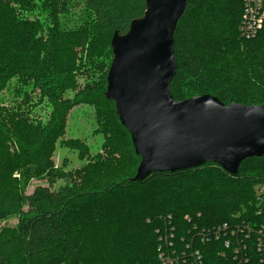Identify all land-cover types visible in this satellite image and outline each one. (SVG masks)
<instances>
[{"label": "trees", "instance_id": "trees-1", "mask_svg": "<svg viewBox=\"0 0 264 264\" xmlns=\"http://www.w3.org/2000/svg\"><path fill=\"white\" fill-rule=\"evenodd\" d=\"M9 2L24 4V0H0L1 17L11 12L6 7ZM70 2L81 8L70 42H66L67 34L59 32L43 64L28 69L25 56L35 55L37 62L41 44L27 40L25 28L8 36L10 24L0 23V92L16 77L21 83H32L51 103L47 122L28 127L29 131L18 118L0 121V158L5 152L12 159L10 165L0 162V223L17 218L15 228H0V264H162L158 254L164 230L174 229L173 249L179 253L186 236L196 237L202 230L223 225L237 230L242 223L251 229L264 225V157L244 160L236 175L212 163L155 173L139 182L132 181L135 175L129 178L112 171L107 187L89 185L53 166L56 142L85 153L83 143L60 138L67 114L77 103L91 102L87 94L78 100L65 96L74 87V50L88 44L89 14L94 16L91 34L98 45H108L112 61L114 33L126 34L131 21L145 12L144 0H51L52 16L65 12ZM243 4V0H187L173 35L176 70L170 93L174 100L211 95L225 105H264V18L254 38H242ZM52 53L58 55L57 73L46 65ZM111 61L99 78L89 76L92 81L84 85V92L94 95L102 108H111L116 125L130 139L114 103L105 97ZM183 87H189L185 96ZM131 157L139 165L133 148ZM34 180L47 185L27 194ZM59 181L64 184L55 188ZM221 235L217 241L195 239L193 246L206 262L220 260L215 252L223 243Z\"/></svg>", "mask_w": 264, "mask_h": 264}, {"label": "water", "instance_id": "water-1", "mask_svg": "<svg viewBox=\"0 0 264 264\" xmlns=\"http://www.w3.org/2000/svg\"><path fill=\"white\" fill-rule=\"evenodd\" d=\"M142 18L111 39L107 100L140 158L132 181L206 163L236 175L249 158L264 157V105H225L202 95L176 101L173 35L187 0H144Z\"/></svg>", "mask_w": 264, "mask_h": 264}, {"label": "rangeland", "instance_id": "rangeland-1", "mask_svg": "<svg viewBox=\"0 0 264 264\" xmlns=\"http://www.w3.org/2000/svg\"><path fill=\"white\" fill-rule=\"evenodd\" d=\"M50 1L24 0V4L9 2L6 7L11 12L9 14L4 12V15L0 16V23L6 21L10 24L8 36L16 35V29L25 28L27 29L24 34L26 39L33 38L32 42L41 44L37 62L34 61L35 55L27 54L25 56V68L27 69L43 64L44 54L55 40L57 41L60 36L59 32L67 34L65 35L66 42H70L69 33L79 25L80 7L77 8L70 2L65 12L52 16ZM88 22L90 24L88 44L83 49L76 48L74 50L76 58L73 74L74 87L66 90L65 96L78 100L83 94H87V97L91 98V102L77 103L67 114L64 133L60 138L62 141L78 140L85 145V153L60 147L56 142L52 153V163L54 167L72 172L89 185L98 186L100 183L107 187L106 179L110 178L112 171L132 178L136 175L138 163L131 157L132 147L129 136L116 125L115 119L110 113L111 108H102L99 101L94 100V95L87 91L84 92L86 89L84 85L92 81L89 76L94 80L99 78L105 73L106 66L111 61L108 45H98L91 34V26L94 23L92 14H89ZM51 55L52 60L46 65L50 67L51 72L57 73L59 70L58 55L54 53ZM22 83L15 77L0 92V121H5L8 118L16 121L18 118L25 122V131H29V128L40 127L47 122L51 112V103L32 83ZM17 90L20 92V97H17ZM188 90L189 87H183L181 95H187ZM2 144L0 141L1 146ZM8 148V152L12 153L13 147L9 146ZM3 155L0 162L10 165L12 163L10 156L5 155V152ZM63 184V181H59L54 187L57 188ZM38 185L46 186L47 184L43 180H34L27 188V194L32 193ZM16 225L17 218L10 217L0 223V228H15Z\"/></svg>", "mask_w": 264, "mask_h": 264}, {"label": "built area", "instance_id": "built-area-1", "mask_svg": "<svg viewBox=\"0 0 264 264\" xmlns=\"http://www.w3.org/2000/svg\"><path fill=\"white\" fill-rule=\"evenodd\" d=\"M243 3L239 33L242 38L251 39L260 30L264 18V0H243ZM242 224L237 230L223 225L210 231L202 230L196 237L186 236L179 253L173 249L174 229L164 230L163 233L160 232L158 259L162 264H220L221 261L223 264H264V225L251 229L248 225ZM222 233L223 243L215 252V257L220 260L216 259L214 263L206 262L205 257L193 246L195 239L199 238L200 242H207L210 239L217 241L222 237ZM249 238L250 242L247 243Z\"/></svg>", "mask_w": 264, "mask_h": 264}]
</instances>
